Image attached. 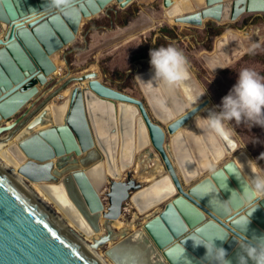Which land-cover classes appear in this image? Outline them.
<instances>
[{
	"label": "water",
	"instance_id": "water-1",
	"mask_svg": "<svg viewBox=\"0 0 264 264\" xmlns=\"http://www.w3.org/2000/svg\"><path fill=\"white\" fill-rule=\"evenodd\" d=\"M240 1L206 0L205 8L193 0H165L164 4L170 18L201 26L207 19L234 21ZM113 2L72 0L69 9H61L50 6L47 0H0V145L4 147L2 158L11 168L0 163V264H104L92 250L110 246L124 233L117 231L112 216L104 212L102 191L110 179L116 180L111 196L116 206L113 211L120 216L128 188L118 181L149 145L161 155L168 174L135 192L132 202L140 215L168 202L167 209L142 230L151 246L131 234L109 247L107 257L114 264H213L216 253L211 242L219 231L231 243L213 241L214 246L227 250L225 259L238 264L235 252L256 237L250 229L253 214H258L257 222L264 225V199L258 207L247 201L230 172L239 170L237 161L196 182L201 176L183 131L210 105V99L164 122L143 88L145 83H141L140 75L150 71L147 69L138 74V81L154 115L143 99L107 85L96 71L71 76L50 96L38 100L41 88L58 71L54 56L76 40L84 19L101 14ZM132 2L123 0L120 6L126 8ZM244 5H248L247 11L264 12V0ZM85 81L88 88L75 86L62 102H52L72 83ZM121 105L133 106L137 120L126 119ZM44 126L50 127L36 132ZM180 132L185 137L178 144L179 151H185L182 154L174 143L166 144L168 135L172 141ZM128 134L134 144L127 158L124 147ZM14 139L20 142L9 145ZM14 169L23 182L13 175ZM78 174L84 176L87 187ZM27 181L38 183L53 199L63 220L27 188ZM165 182H170L173 191ZM205 185L214 190L224 207L208 204L199 194ZM117 190L121 191L118 196ZM103 216L107 217L104 221ZM242 216L250 221L246 231L235 222ZM70 220L76 228L69 225ZM157 220L164 223L161 234L149 227ZM196 235L200 239L194 240ZM204 241L205 246L201 244ZM154 253L163 261L155 260Z\"/></svg>",
	"mask_w": 264,
	"mask_h": 264
},
{
	"label": "rangeland",
	"instance_id": "rangeland-1",
	"mask_svg": "<svg viewBox=\"0 0 264 264\" xmlns=\"http://www.w3.org/2000/svg\"><path fill=\"white\" fill-rule=\"evenodd\" d=\"M164 2L165 0H133L128 7L121 8L119 2L115 0L101 14L84 20L76 40L54 56L61 73H55L50 77L48 83L41 88V92L43 90L50 91V89L51 91L47 93L46 97L38 99L44 100L50 96L71 76H80L89 71H96L99 78L107 85L143 99L154 115L137 75L151 68L149 55L151 50L170 44L184 53L191 75L190 84L193 85L196 94H199L198 96H201L202 100L210 99V105L213 104L215 111H219L218 106L221 105L222 98L235 85L241 69L249 68L264 76V12L248 11L234 22L221 24L214 19H208L204 21L203 26H192L172 21L167 14ZM226 33H232L230 38L226 39L228 55L217 69H213L207 64L204 56L216 52L220 39ZM152 84H154V92L163 101L164 95L159 84L155 82ZM75 86H82L84 89L87 87L83 83H72L69 87L74 88ZM178 87L183 97L181 86L178 85ZM61 94V96L52 99V102H62L70 95V91H64ZM190 108H192L191 105ZM23 112L14 119L21 116ZM229 127L232 130L231 137L239 143L240 149L231 152L232 154L229 153L225 162L228 160L230 162L245 152L253 160L261 175H264V157H262L264 156V127L252 125L251 122L237 124L235 121L230 122ZM199 138L202 139V135ZM170 143L171 136L168 135L166 144ZM154 148L153 145H149L138 154L137 159L139 160L141 156L142 158L146 157L150 159V164H154L156 158L159 157V161L165 168L164 172L156 177V179H160L167 175L168 171L161 155ZM144 154H146L145 157ZM171 158L176 164L174 155H171ZM3 160L5 159L3 158ZM225 162L214 165L207 177L223 168L228 163ZM204 177L206 176L201 175L196 182ZM115 181V179H110L102 191L106 207L104 212L107 214L114 206L111 194ZM118 182H122L128 188L127 197L122 200L119 209V218L125 223L127 229L125 228L123 236L111 243L112 245L119 242L124 236L143 230L148 220L150 221L149 218L159 216L166 211L168 206L167 202L147 215L138 213L132 202V196L153 181L143 184L136 165L123 172L122 178ZM26 184L32 191L37 190L34 183L27 181ZM35 193L37 194V192ZM116 229L121 231L117 227ZM104 233L106 232L103 229L102 234ZM111 246L103 247L97 251L108 262L107 264H113L106 255Z\"/></svg>",
	"mask_w": 264,
	"mask_h": 264
},
{
	"label": "bare ground",
	"instance_id": "bare-ground-1",
	"mask_svg": "<svg viewBox=\"0 0 264 264\" xmlns=\"http://www.w3.org/2000/svg\"><path fill=\"white\" fill-rule=\"evenodd\" d=\"M116 1H118L119 4H120V2H122L123 0H116ZM193 1L196 4V6H198L200 8H205L206 7L205 6L206 5V0H193ZM248 1L251 4H254L255 2H260L261 0H246V1L243 0V1L238 2L239 6L236 9L237 15H236V18H235L234 21L240 19V17L246 13V11H247V9L249 7H248V5H244V4L248 3ZM171 19H172V21L175 20V22H177V23L189 25L188 22L179 21V20L176 21V18H171ZM84 20H86V19H84ZM84 20H83V22H84ZM234 21H230V22H234ZM203 23H204V21H203ZM190 25H192V24H190ZM201 26H203V25H201ZM231 35H232V33H226L223 36V38L220 39L215 53H213L212 55L211 54H207V55L205 54V56H204L205 61L207 62V64L211 68L217 69L219 67V65L222 64L223 60L226 59V57L228 55V52H229L226 39H228V37L231 36ZM149 70H150L149 72L140 75L142 77V80L145 79L144 80L145 86H143V88L147 92V95H148L149 99L151 100V102L153 103L154 107L159 112L160 118L164 122H171L175 118H177L179 116H182L183 114H185L189 110L190 105L192 107H194L200 100L202 101V97L198 96L199 94H196L193 85L190 84V82H189L191 80V75L189 73V79L187 81H185V82L180 84L181 90L183 92V97H182V94H180L178 85L169 86V85H166L164 83H158L159 84V88H160L161 92L164 95V97H162L163 98L162 99L163 103H162L161 101H159L160 99H159L158 95L155 94L154 89L147 83L149 80L152 79V76H153L152 68H150ZM56 73H61V71L58 69V71ZM138 78H139V75H138ZM142 82L143 81H141V83ZM83 84L87 85L86 88L89 87L88 81L83 82ZM70 89L71 88H68L65 92L70 91ZM70 94H71V91H70ZM212 105H209L205 109H203L201 111V113H199L186 126L185 130L184 129H183L184 131L182 130L183 133L185 132V135H186L188 143L189 142L191 143V146H190L191 150L190 151L192 152V154L194 152V155H195L194 157L196 158V166L198 167L196 169H199L198 170L199 171V176L198 177H200L201 175H205L207 177L208 176L207 174L210 175L211 170L214 167V165L221 164V163L225 162L227 160V155L229 153H231L233 151H238L240 149L239 143H237L231 136H230V138H231L232 142L228 143L227 141L222 140L216 134L212 133L207 128L206 121H204L202 119L203 118H207L209 111L214 110ZM135 110L136 109H134L133 106L121 105V111L124 114V117L126 119L135 117V119L137 120V115L138 114H136ZM200 118H202V119H200ZM10 124H11V122H10ZM49 127L50 126H44V127L37 128L36 132H38L40 130H45V129L49 128ZM181 132H180V134L173 136V139L171 141L172 146H173V143H174V145L178 149V151L180 149V145H178V144H180L179 139L183 138L181 136ZM198 133H199V136L202 135V139L199 138ZM183 139H185V137ZM11 144H13V142H11L9 145H11ZM133 144H134V138H133V136L131 134H128L127 142H126L125 147H124L125 155H126L127 158L130 157L131 154H132ZM3 150H4V147H2V145H0V163L6 168H10V164L6 160H3V158H2V151ZM179 152L181 154L185 153V151H181V150ZM235 153H237V152H235ZM143 156L145 157L146 154H144ZM189 156H190V154H189ZM239 158L243 159V160L239 161ZM230 159H232V158H230ZM232 161H237L239 163V165H240L239 166V170H233L232 169L230 172H231L232 176H234V178L236 179L238 185H240L242 190H244V183L249 182L250 178L252 176L261 175V173L259 172V170L256 167L255 163L253 162V160L245 152H242L239 157H237L236 159H234ZM227 162H225V163H227ZM228 163H230V162H228ZM135 165H136V168H137V171H138L140 179L143 180V184H144V182H152V181H154V179H156V177L159 174L163 173L164 169H165L164 165L159 161V157L156 158V160L154 161V164H150V159H147L146 157L142 158V156H141L139 158V160L138 159L136 160ZM228 167H229V169L232 168V166H228ZM10 170H11V168H10ZM11 172L21 182H23L25 180L24 178H22L20 176V174L17 172L16 169H14V171H11ZM77 176H78L80 182L85 187H87L86 183L84 182V180H85L84 176L82 174H78ZM192 176L195 177V174L192 175ZM206 177H204V178H206ZM168 185H170V182L166 183V186H168ZM34 186L37 188L36 191H32L28 187L27 188L33 194H35L36 197H38L40 199V201L46 207H48L52 212H54L55 214H57L61 218L60 214L57 211L58 210V205L53 201V199L49 195H47L45 193V191L40 187V185L38 183H34ZM58 187H60V185H58ZM168 188H170L171 191H173V187L171 185ZM158 190L161 191L162 189L159 188ZM35 192H37V194ZM116 193H117V196H118L121 193V191L117 190ZM199 194L203 198H205V200H206V202L208 204H214L216 206V208L224 207L223 206L224 203L219 201L218 195L214 192V190L210 186L209 187H208V185L202 186L200 188V190H199ZM115 209H116V206H112V209H110L109 214H110V216H112V219H113L112 221H113L114 227L115 228L117 227V228L121 229L120 232H122L121 233V235H122L127 228L125 226V223L120 220V218H119L120 216L116 215V212L113 211ZM157 211H159V210H157ZM109 214H107V215H109ZM257 215L258 214H256V213L253 214V216H252L253 225L251 226L250 229H251V231H253L255 233L256 237H261V235L264 234V225L262 223L257 222ZM105 219H107V217L103 216L102 217V221H104ZM149 219L152 220L154 218L152 217V218H149ZM148 222H149V220H148ZM69 225L72 228H74V227L76 228L77 227L75 225V223L73 222V220L72 221L70 220ZM163 225H164V223H162L161 220H157V221H154V222L150 223L149 227L153 231H155V233L161 234V233L164 232ZM133 228H135V227H133ZM199 236L200 235H196V237H199ZM131 237L133 239H136V240L145 241L148 245H150V242H149L148 237L146 236V233L143 232L142 230L138 231V232H135L134 234H132ZM214 239H215L214 241L216 243L219 242V241H226L227 245L231 243V239L230 238H226L225 235L220 233L219 231L215 232ZM194 240H198V239L195 238ZM84 243L88 246V248L91 249V247H90V245L88 243H86V242H84ZM193 244L195 245V244H197V242H194ZM225 251L227 253V250H225ZM92 252L95 255H97V257L104 264L108 263L107 261H105L101 257L99 252L94 251V250H92ZM235 253L239 256L241 254V247L238 248ZM228 255H229V253H227L226 256H228ZM154 258H155V260L163 261L162 257H160L157 253H154ZM211 260H212L211 262L213 263L214 259H211ZM249 264H251V262H249Z\"/></svg>",
	"mask_w": 264,
	"mask_h": 264
},
{
	"label": "clouds",
	"instance_id": "clouds-1",
	"mask_svg": "<svg viewBox=\"0 0 264 264\" xmlns=\"http://www.w3.org/2000/svg\"><path fill=\"white\" fill-rule=\"evenodd\" d=\"M47 3L52 7L69 9L72 0H47ZM149 55L153 76L148 84L155 82L176 86L189 79L187 58L177 47L171 44L161 46L151 50ZM218 107L219 111H209L207 118L200 119L206 121L207 128L212 133L228 143L232 142L230 122L235 121L237 124L251 122L252 125L264 127V76L249 68L241 69L235 85L222 98ZM243 193L249 203H255L258 207V202L264 199V175L252 176L250 183H244ZM235 222L246 231L250 221L248 217L242 216ZM213 241L212 248L216 253L213 264H231L225 259L226 251L223 248H216ZM206 243L207 241H204L201 244L205 246ZM240 247L238 264H249V262L264 264V236L253 237L250 242H245ZM208 251L207 248V254Z\"/></svg>",
	"mask_w": 264,
	"mask_h": 264
},
{
	"label": "crops",
	"instance_id": "crops-1",
	"mask_svg": "<svg viewBox=\"0 0 264 264\" xmlns=\"http://www.w3.org/2000/svg\"><path fill=\"white\" fill-rule=\"evenodd\" d=\"M50 91H51V89H50ZM50 91L43 90V91L41 92L42 94H40V95H39L40 97H38V98L46 97V96H47V93L50 92ZM38 100H39V99H38ZM13 121H15L14 118H12V120H11L10 122H13ZM0 125H1V123H0ZM14 141H15V140H14ZM14 141H12V142H14Z\"/></svg>",
	"mask_w": 264,
	"mask_h": 264
}]
</instances>
